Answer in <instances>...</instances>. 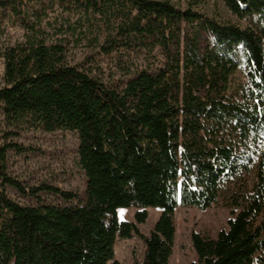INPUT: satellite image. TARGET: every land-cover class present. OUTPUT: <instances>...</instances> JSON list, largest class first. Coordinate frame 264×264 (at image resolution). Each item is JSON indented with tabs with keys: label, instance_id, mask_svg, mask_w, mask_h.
I'll return each instance as SVG.
<instances>
[{
	"label": "trees",
	"instance_id": "16d2710c",
	"mask_svg": "<svg viewBox=\"0 0 264 264\" xmlns=\"http://www.w3.org/2000/svg\"><path fill=\"white\" fill-rule=\"evenodd\" d=\"M182 1L0 0V114L8 125L76 132L84 183L25 188L7 167L8 151L24 148L1 132L0 264H121L115 242L133 235L144 242L134 264H168L175 209L218 201L231 217L214 238L191 233L195 264H264V0H222L245 27L193 9L206 0ZM58 12L98 15L97 53L143 65L105 80L70 63L68 36L50 28ZM8 26L21 40H1ZM236 70L240 92L229 89ZM128 207L133 219H119ZM148 207L161 212L143 235Z\"/></svg>",
	"mask_w": 264,
	"mask_h": 264
},
{
	"label": "rangeland",
	"instance_id": "374dc122",
	"mask_svg": "<svg viewBox=\"0 0 264 264\" xmlns=\"http://www.w3.org/2000/svg\"><path fill=\"white\" fill-rule=\"evenodd\" d=\"M175 4L184 7L181 0H173ZM193 9L218 22H231L241 27L250 25V21L239 18L233 14L222 0H206L193 6ZM98 15L91 13H51L49 21L52 31L56 30L60 36L67 35L69 44L66 50V59L72 64H78L88 68L105 80H112L121 75V68L132 70L136 66L143 65L142 57H132L125 61L123 66L115 64L109 57L98 54L99 37L96 25ZM94 23L92 29L90 23ZM22 30L16 26H8L1 35L3 42L21 40ZM97 42V43H96ZM90 57L92 58L90 61ZM3 59L0 58V86L3 83ZM246 79L236 70L229 79V89L240 92ZM11 132L7 141L21 145L23 151H8L7 167L11 176L18 179L25 187L37 186L41 183L49 184L63 190L81 191L84 188L83 170L78 161V135L69 130L43 131L40 128L28 126L25 123L8 125L0 114V133ZM254 178L251 176L250 183ZM7 194L13 200L32 204L36 199L21 195L15 189L7 187ZM38 196L45 202H58L53 195L39 193ZM135 207H128L119 212V219L132 220ZM148 216L144 223L139 225L143 235H147L157 220L161 210L157 207H148ZM231 217L229 209L222 201L212 204L206 209L195 207H177L174 211L173 222L175 235L172 254L168 264H195L197 257L191 244V233L196 232L203 237L214 238L217 232L227 227V220ZM144 242L133 235L129 238H117L114 245V259L121 264H134L140 262L143 257ZM107 264H112L109 261Z\"/></svg>",
	"mask_w": 264,
	"mask_h": 264
}]
</instances>
